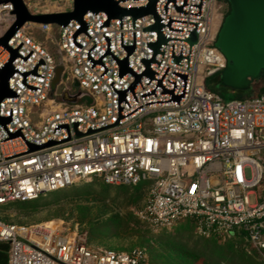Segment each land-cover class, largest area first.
Listing matches in <instances>:
<instances>
[{"label":"built area","instance_id":"1","mask_svg":"<svg viewBox=\"0 0 264 264\" xmlns=\"http://www.w3.org/2000/svg\"><path fill=\"white\" fill-rule=\"evenodd\" d=\"M22 1L29 9L47 0ZM116 1L125 9L149 3ZM154 8L156 16L135 19L86 12L82 22L56 26L57 59L26 32L27 24L45 33L53 25L27 23L8 40L16 56L14 95L0 101L9 119L0 124V206L92 179L143 184L148 195L136 216L152 228L190 220L200 236L243 233L264 259V94L225 101L206 88L226 66L214 45L219 0H156ZM12 10L0 4L10 24ZM10 59L0 45V70ZM65 92L78 93L77 102L63 101ZM0 243L7 264H150L144 248H93L84 230L1 218Z\"/></svg>","mask_w":264,"mask_h":264},{"label":"rangeland","instance_id":"2","mask_svg":"<svg viewBox=\"0 0 264 264\" xmlns=\"http://www.w3.org/2000/svg\"><path fill=\"white\" fill-rule=\"evenodd\" d=\"M218 21L219 26L228 10V4L225 0H219ZM72 8V0H47L34 1L30 3L29 11L32 13H53L69 11ZM9 21L0 17V35H2L9 27ZM57 27L52 26L50 32L45 33L38 30L36 26L27 24L26 32L34 37L39 42H42L47 50L58 58L55 47V39L57 38ZM218 76L211 77L207 80L211 86H216ZM75 90L71 88V92ZM222 97L225 101L234 99L231 93L220 88ZM90 184V189H83L78 192H67L58 196L55 203L53 198H47L41 201L37 206L25 205L20 207L0 208V218L6 222H13L26 225L42 224L55 229L63 234L71 233L75 230H84L89 232L86 223H80L76 214L75 204H91L94 206L93 212L102 214L107 218L111 214L117 213L122 217V221L117 227L106 229L102 231L101 236H94L90 240V245L93 248H107L118 252H127L132 248H144L149 262L151 264V254L158 255L161 251L165 253H172L178 255H189V252L194 243L197 247L207 245V241L216 240L218 245L226 247L229 243L235 242V250L244 249L248 254L256 255V259L264 261L259 254L253 251L247 243H243L240 239L230 238H216L212 236H200L195 232L194 226L189 220H183L168 229H154L147 223L141 221L136 212L144 205L148 195L147 185H140L137 187H110L109 190H104V185L99 179H92L87 182H81L78 185ZM91 191L92 195L86 197L85 193ZM80 193L84 198L76 199L74 194ZM89 236V234H88ZM172 239L173 242L178 241L180 246L173 245L167 242L165 238ZM177 244V243H175ZM185 245V247L183 246ZM163 253V252H162ZM164 253V254H165ZM256 253V254H255ZM191 262V257L187 258ZM259 261V260H258ZM202 260L186 264H201ZM161 264V263H156Z\"/></svg>","mask_w":264,"mask_h":264},{"label":"water","instance_id":"3","mask_svg":"<svg viewBox=\"0 0 264 264\" xmlns=\"http://www.w3.org/2000/svg\"><path fill=\"white\" fill-rule=\"evenodd\" d=\"M10 2L13 6L11 14L13 22L0 36V45L10 51L11 59L0 70V101L14 93L8 87V79L13 72L11 61L16 56V50L9 48L7 42L13 34L27 23L47 24L53 26H65L71 20L82 22L86 12H105L109 19L121 18L130 15L133 19L147 14H155L156 0H149L147 6L142 8L125 9L116 0H72V8L69 11L53 13H32L22 0H0L1 3ZM229 12L223 18L218 29L215 47L226 60V66L220 71L221 84L229 89L247 92L252 95V85L261 78L264 71V0H227ZM159 23L149 29H158ZM196 40L192 34L190 42ZM163 39L152 45L155 50ZM122 66L121 73L126 72ZM62 67L55 70L52 82V91L60 81ZM78 84L74 83V87ZM78 93L70 95L63 93L62 100L75 104ZM9 122L8 118L0 117V124ZM16 136V135H13ZM31 150L39 149V146H30Z\"/></svg>","mask_w":264,"mask_h":264},{"label":"trees","instance_id":"4","mask_svg":"<svg viewBox=\"0 0 264 264\" xmlns=\"http://www.w3.org/2000/svg\"><path fill=\"white\" fill-rule=\"evenodd\" d=\"M226 3L227 0H225ZM229 8L227 12L225 13V16L228 14ZM224 16V17H225ZM218 76V82L216 86H211L209 82H207L208 79L211 77ZM205 85L206 88L218 93L220 96L222 95V92L220 91V88H224L228 90L231 95L234 97V99H240V98H245L250 96L247 92H239L235 91L232 89H229L221 84L220 80V72H216L209 77L205 79ZM264 94V71L261 75V78L257 80L256 82L253 83L252 85V96H258ZM223 98V97H222ZM85 102H89V99H86ZM103 183V182H102ZM104 190H109L110 187H129V186H110L104 184ZM143 185V184H140ZM137 185V186H140ZM134 186V187H137ZM90 184H85V185H73L68 188H63L59 189L50 193H47L45 195L40 196L39 198L32 200V201H26V202H19V201H14L10 202L6 205L0 206L4 208L8 207H20V206H25V205H35L37 206L41 201L46 200L47 198H53L54 202H50L48 205L53 204L57 201L58 196L67 192L71 191H81L83 189H90ZM83 194V193H82ZM80 193H76L73 195L76 199L80 201V199L84 198L83 195ZM93 192L88 191L85 193L86 197L89 195H92ZM81 202V201H80ZM76 214L78 217V220L80 223H86L89 228V236L88 237V244L90 245V240L94 236H101L102 231L106 229H112L113 227H117L123 220L122 217H120L117 213L111 214L107 218L102 219L104 211H101L99 213H94L93 209L94 206L91 204H83V203H76L75 208ZM193 224L192 221L189 220ZM194 226V225H193ZM240 239L243 241V243H246L243 237V233H236L233 236V239ZM165 240L170 243H173V245L180 246L178 241L173 242L172 239L167 237ZM177 243V244H175ZM185 247V245H183ZM235 242L229 243L226 247H223L221 245L217 244L216 240L212 241H207V245H203L202 247L199 246L197 247V244L194 243L192 249L189 252V255L182 254V252L178 255H174L170 252L165 253V251H161L158 255H153V253L150 255L152 262L151 264H156V263H161V264H186V263H193L198 260H202L201 264H264V261L260 259H256V255L253 254H248L247 251L244 249H237L235 250L234 248ZM163 252V253H162ZM165 253V254H164ZM256 254V253H255ZM188 257H191L193 260L191 262H188L189 260L187 259Z\"/></svg>","mask_w":264,"mask_h":264},{"label":"crops","instance_id":"5","mask_svg":"<svg viewBox=\"0 0 264 264\" xmlns=\"http://www.w3.org/2000/svg\"><path fill=\"white\" fill-rule=\"evenodd\" d=\"M7 245L0 243V264H7Z\"/></svg>","mask_w":264,"mask_h":264},{"label":"flooded vegetation","instance_id":"6","mask_svg":"<svg viewBox=\"0 0 264 264\" xmlns=\"http://www.w3.org/2000/svg\"><path fill=\"white\" fill-rule=\"evenodd\" d=\"M228 4V3H227ZM228 8H229V5H228Z\"/></svg>","mask_w":264,"mask_h":264},{"label":"bare ground","instance_id":"7","mask_svg":"<svg viewBox=\"0 0 264 264\" xmlns=\"http://www.w3.org/2000/svg\"><path fill=\"white\" fill-rule=\"evenodd\" d=\"M1 32H2V31H1ZM1 32H0V33H1Z\"/></svg>","mask_w":264,"mask_h":264}]
</instances>
